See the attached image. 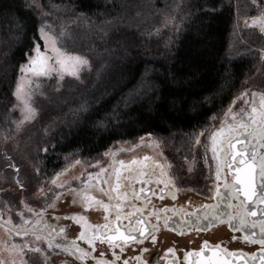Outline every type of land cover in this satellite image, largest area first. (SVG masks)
I'll list each match as a JSON object with an SVG mask.
<instances>
[{
	"label": "trees",
	"instance_id": "obj_1",
	"mask_svg": "<svg viewBox=\"0 0 264 264\" xmlns=\"http://www.w3.org/2000/svg\"><path fill=\"white\" fill-rule=\"evenodd\" d=\"M33 2L0 0V121L14 103L25 53L41 43ZM38 2L64 10L49 23L63 31L69 50L88 58L90 70L80 80L66 77L58 90L45 83L37 119L14 139L5 140L0 127L5 187L36 188L29 187L36 172L31 162L40 149H48L38 164L41 180L49 181L76 156L95 157L119 141L146 134L193 139L238 95L264 47L258 30L239 26L258 14L251 0Z\"/></svg>",
	"mask_w": 264,
	"mask_h": 264
},
{
	"label": "snow or ice",
	"instance_id": "obj_2",
	"mask_svg": "<svg viewBox=\"0 0 264 264\" xmlns=\"http://www.w3.org/2000/svg\"><path fill=\"white\" fill-rule=\"evenodd\" d=\"M251 5L257 9L258 14L250 18L251 23L245 19L244 25L246 28H258L264 36V0H251ZM31 7L38 11L42 20L38 34L43 44H34L30 52L25 53V62L19 66V75L12 91L14 103L0 121L5 140L14 139L16 133L37 119L39 111L37 97L42 96L46 91L43 87L45 83L49 87L55 83L58 90L60 83L66 77L80 80L82 73L90 70L88 58L69 50L63 40V31H55L56 25L49 23L50 17L64 10L55 4L41 5L38 0H34ZM45 8L48 10L45 11ZM165 19L167 21L169 17ZM170 19L176 18L170 17ZM256 52L258 59L264 62V47L257 49ZM245 84H248L247 80ZM237 100H242L243 103L234 110ZM14 113H18V117H14ZM217 119V116L210 118L213 126ZM201 136L210 142V145L204 144L205 153L210 147L213 160L216 162L215 198L217 203L203 205L206 210L210 209L211 213L206 212L202 217L197 216V221L201 219L208 221L205 227L216 223H226L236 231L250 229L251 231L243 237L244 241L260 247L259 253L249 254L243 251H231L227 247H222L220 243L210 245L208 240H204L199 250L184 252V264H237V261L239 264H255L257 260L259 264H264V87L257 86L255 90L245 87L223 113L219 127L214 128L207 135L206 132H200L197 135L195 140L197 145L202 143ZM153 146L158 148L159 142L153 141ZM44 151L47 152L48 149L45 148ZM104 155L115 156L116 153L109 150ZM158 155L162 154L158 153ZM149 159L147 156L144 157V161ZM116 163L119 167L112 166L111 172L103 167L100 169V173H106L102 181L99 179V174L94 177L89 173L88 179L82 181V188L69 187L67 191V195L71 196V203H79L85 212L89 209H102L105 223H89L87 216L80 213L52 217L57 221L70 220L79 225L80 231L76 239L68 240L64 226H53L44 219L49 209L56 210L57 201L62 200L64 195L61 192H53L52 189L45 192L43 187L39 188L32 197L44 201L39 209L28 203L22 196L20 199L22 207L15 211V215L22 223L17 224H13L12 218L16 206L10 201L0 202V228L22 239L21 244L11 243L5 246L4 250L9 252V259L0 258V264H50V258L54 252L65 253L81 264L89 260L95 261V264H121V261L122 264H130L131 260H134L135 264H151V260L143 255L150 254V249L148 247L137 249L134 246L143 245L148 240L153 245L156 244V233L160 230L159 213L167 212L168 208L165 206L150 211L149 217L155 216L157 220V223H150L149 219L144 217L143 209L131 203L130 198L139 201L143 196L146 204L150 205L148 193L151 192L153 196H156L155 186L163 184V187L159 188L158 198L164 200L167 190V194L175 200V190H178V187L174 183V174L177 168H174L166 159L163 163L153 160L151 165L136 159H132L129 163L121 159ZM205 163H207L206 156ZM60 175L61 173L56 174L57 177ZM153 177L157 178L153 180ZM175 179L179 178L175 177ZM221 180L223 191L219 186ZM133 182L143 186L137 191L132 187ZM16 183L23 187L19 180ZM101 183L107 187H98ZM51 184L56 188H64L63 183L57 184L56 178L52 179ZM90 188H95L106 196L108 202L91 195ZM126 206L133 210L124 212L123 209ZM26 213L30 216H26ZM112 214L114 218L110 220L109 215ZM188 215H195V213ZM5 216L7 219H4ZM169 219L164 218L165 228L169 227ZM124 220L128 223H123ZM181 223L188 225L189 221L182 220ZM192 227L198 231L201 230L199 224ZM256 229L259 230L258 233ZM29 236L33 239H25ZM78 241L83 242L87 247H81ZM98 244L107 245L108 250L111 251V258H105L104 251H100L98 256L93 255L97 252ZM126 250L134 254L122 260ZM137 251L140 254H135ZM166 251L175 254V250L171 247ZM173 264H176L175 260Z\"/></svg>",
	"mask_w": 264,
	"mask_h": 264
},
{
	"label": "flooded vegetation",
	"instance_id": "obj_3",
	"mask_svg": "<svg viewBox=\"0 0 264 264\" xmlns=\"http://www.w3.org/2000/svg\"><path fill=\"white\" fill-rule=\"evenodd\" d=\"M210 145V142H209ZM239 147V146H237ZM210 154L206 157L207 163L205 160H201V165L203 170L201 172L196 173V177H193L192 174H186V170L184 169V163L186 157L184 155H180L178 157H169V156H160L157 155L155 152L143 150L141 152L135 153L130 156H116L113 157L108 165V171L111 172L112 166L119 167L118 160H124L125 163H129L132 159H136L138 161H142L149 165L152 164L153 160H159L162 163L166 159L170 164L177 168V171L174 174V183L177 184L178 190H175L176 199L173 200L171 195L167 194V190L165 191V199L160 200L159 196V188L163 187V184L155 186L157 195L153 196L151 192L148 193V198L151 200V204L148 205L142 199L139 201L131 200L130 202L134 203L136 207H141L143 209V215L145 218L149 219L150 223H157L155 216L149 217V212L160 209L162 207H167L168 211L159 213L161 219L159 221L160 230L156 233L157 242L155 245L151 243L150 240L145 241L143 245L134 246L137 249L139 247H148L150 249V254L146 253L143 254L146 259L151 260V264H173V261H176V264H184L183 261V254L186 251H196L199 250V247L203 245L204 240H208L209 244L220 243L222 247H227L231 251H246V252H255L259 250V245H252L246 243L243 237L247 234V232L251 231L250 229H245L243 231H236L234 228L229 227L228 224H220L216 223L209 227H205L208 224V221H204L201 219L197 221V216H203L206 212L209 214L211 213L210 209H205L203 205L206 204H216L217 199L215 198V187L217 185L216 181V162L213 160V154L210 150ZM149 157L150 159L144 161V157ZM172 159V161H171ZM193 160L195 158H189ZM208 166V167H207ZM209 171L210 176L205 177L204 179V172ZM226 171V169H225ZM199 174V175H198ZM224 173H221L223 177ZM200 176V177H199ZM178 177L179 179H175ZM105 178V177H104ZM103 178V179H104ZM157 177H153L155 180ZM102 183L98 185V187H102ZM143 185L138 182H133V189L139 190L140 187ZM219 186L221 191H223V181L219 182ZM83 185H80L82 188ZM105 187H107L105 185ZM77 188V187H76ZM79 189V188H78ZM211 189V191L209 190ZM91 195L96 196L97 198L103 199L106 203L108 202L107 197L103 196L100 192L96 191L95 188H90ZM65 201V199H63ZM62 206L57 204L56 210L49 209L48 212L45 214V221L53 226H64L66 228V235L68 240L76 239L79 235L80 227L76 225L74 222L70 220H54L53 216H66V215H73L74 213H80L86 215L88 218L89 223L92 224H103L105 223L103 216V210H95L89 209L85 212L81 207L80 204H70L64 209L61 208ZM133 210L131 207L126 206L123 211L128 212ZM221 210H223V205H221ZM189 213H195V215H188ZM114 214L109 215V219H113ZM164 218L169 219V227L165 228L163 226ZM182 220L189 221L188 225H184L181 223ZM123 223L127 224L128 221L124 220ZM200 225L201 230H197L192 225ZM258 233V229H256ZM236 237V239H233ZM81 247H87V245L83 244V242L78 241ZM46 247V245H42ZM171 247L175 250V254L167 253V249ZM100 251L105 252V258H111V251L108 250L107 245H99L97 247V252L93 255L98 256ZM119 251L118 249L116 250ZM132 253L129 250L122 255L123 258H128L132 256ZM135 254H140L137 251ZM50 264H81V262L76 261L74 257L68 256L65 253L54 252L50 258ZM84 264H95V261L89 260L84 262ZM122 264V261H121ZM130 264H135L134 260L130 261Z\"/></svg>",
	"mask_w": 264,
	"mask_h": 264
},
{
	"label": "rangeland",
	"instance_id": "obj_4",
	"mask_svg": "<svg viewBox=\"0 0 264 264\" xmlns=\"http://www.w3.org/2000/svg\"><path fill=\"white\" fill-rule=\"evenodd\" d=\"M251 17L252 16H247L242 18L240 20L239 26L241 28H246L244 25V20L248 19L249 23H251L250 20ZM251 29H256L259 31L258 28H251ZM55 31L59 32L57 27L55 28ZM40 44L42 45L43 41H41ZM246 80L248 81L247 85L245 84ZM257 86L264 87V62L261 61L247 74L241 86V89L239 90V93L236 97L240 95V93L244 90L245 87H249L255 90ZM242 103H243L242 100H237V103L234 106V110H237L239 106L242 105ZM229 105L224 110L214 115L218 117L214 126L212 124V121L210 120L209 123L203 129H201L195 134V137L193 139L176 142L170 138L161 139L152 134H146L136 139L119 141L115 143L110 149L107 150V151L111 150V152L116 153L115 156L112 155L105 156L104 155L105 152L98 154L92 158H83L82 156H76V158L72 160V162L69 164L68 167L58 172L61 173L59 177L55 175L49 181L41 180L43 175L40 171L42 164L40 167V164H38V162L42 160L40 156H44L46 152L44 151V149H40L39 150L40 152L37 154L38 156L36 157L35 162L34 163L31 162V167H33L35 169L34 171L36 172L34 174L35 176L33 177L34 180L30 182L29 187L30 186L34 187V185L36 184V188H34L31 191L30 189H22V188L18 189L17 186L5 187L4 185L0 184V202L10 201L12 204L16 206V209L12 213L13 224L22 223V221H20V218L15 215V211L19 210L22 207L20 205V199L22 196L27 200L28 203H30L32 206L36 207L37 209L43 206L44 201L42 199L32 198L33 194L36 193L37 190L41 187L44 188L45 192H47L49 189H52L53 192L63 193L64 195L62 200L57 201V204L59 206L61 205L62 206L61 208L64 209V207H66L68 203L70 204L71 202V196L67 195V191L69 187L72 188L77 187V189L80 188V185H83L82 181L88 179L89 173L93 174L94 177H96L99 174V179L102 181L106 173H100V169L102 167L107 169L113 157L130 156L135 153L141 152L143 150L155 152L157 155L158 153H161L162 155L160 156L163 157L165 156L178 157L180 155H184L186 157V160L183 165H184V169L186 170L185 171L186 174L188 175L192 174L193 177H196V174H194L193 171H195L196 173L201 172L203 170V167L201 165V160L202 159L205 160V156L207 157L210 154L209 150L205 153L204 144L209 143L208 141L205 140V137L204 136L200 137V140L202 141L200 145L196 144L195 142L196 137L200 132H206L207 135L208 132L214 130V128H218L220 120L223 119V113L227 110ZM141 138H143V140H141ZM153 141L159 142L158 148L153 146ZM121 149L123 151H120ZM189 158H195V159L193 161L190 160ZM76 161H79V163H76ZM44 169L45 168L43 167L42 170ZM188 169H191V171H188ZM209 176L210 174L208 170L204 172V176H203L204 179L205 177H209ZM53 178L57 179V184L63 183L64 188L62 189L56 188L55 185H52L51 181ZM102 187H105V185H102ZM63 199H65V201H63ZM26 216H30V214L26 213ZM4 219H7V216H5ZM25 239L32 240L33 238L29 236L26 237ZM11 243L21 244L22 239L19 236L7 233L4 228H0V258H4L5 260L9 259V252L5 251L4 248L5 246L10 245Z\"/></svg>",
	"mask_w": 264,
	"mask_h": 264
},
{
	"label": "water",
	"instance_id": "obj_5",
	"mask_svg": "<svg viewBox=\"0 0 264 264\" xmlns=\"http://www.w3.org/2000/svg\"><path fill=\"white\" fill-rule=\"evenodd\" d=\"M244 252H246V251H244ZM255 252H256V253H259V250L255 251ZM246 253L251 254V253H253V252H246ZM237 264H239V261H237ZM255 264H259V260L255 261Z\"/></svg>",
	"mask_w": 264,
	"mask_h": 264
}]
</instances>
